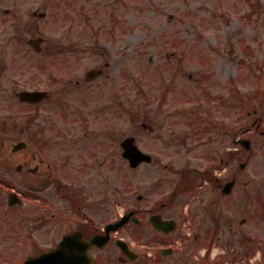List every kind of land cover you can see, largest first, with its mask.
<instances>
[{"label": "rangeland", "instance_id": "374dc122", "mask_svg": "<svg viewBox=\"0 0 264 264\" xmlns=\"http://www.w3.org/2000/svg\"><path fill=\"white\" fill-rule=\"evenodd\" d=\"M12 6L19 11L20 25L17 20L10 24L2 20L1 41L13 42L16 37L21 58L31 53L33 58L41 59L29 50L27 41L34 35L44 37L45 50L50 52L52 47L53 51L41 55V61H45L49 69L62 70L54 71L63 73L55 87L67 89L69 106H77L80 92L84 97L88 94L86 91L92 89L95 93L91 95L98 93L96 87L88 90L73 87L77 81L84 82L89 72L102 69L104 78H109L98 81L101 87L105 86L101 100L93 106L115 105L117 138L139 130L135 123H147L154 128V135L142 133L138 142L154 154V160L161 167L154 163L132 172L121 159V139L117 140L114 159L117 192L125 189L126 178L132 176V184L128 185L135 201L134 193L144 192L142 179L147 178L148 184L158 178L169 183L176 180L174 175L163 171V166L170 171L186 164L192 169L209 166L206 146L191 155L178 154L176 147L178 140L191 139L195 144L198 139H206V135L188 125L211 122L228 128L229 149L233 148L236 132L238 137L252 142V158L244 171V181L249 186L239 192L264 200V136L261 135L264 131V0H78L73 8L66 0H6L0 1L1 15L5 16V9ZM35 11L38 16L46 14V17L33 18ZM71 17L77 18L72 21L68 19ZM88 19L92 21L90 26ZM82 30H85L84 39L79 37ZM94 32L100 37L93 39ZM57 54L59 58L50 59V55ZM35 74L37 86H45L41 83L44 80L55 82L49 76L51 72L41 66L36 68ZM209 111L212 112L208 114ZM259 119L261 128L256 131L252 125ZM26 124L22 119L20 127ZM249 129L252 133L246 132ZM15 135L20 136L17 132ZM249 154L244 150L245 159ZM18 159H13L16 164L21 162ZM235 167L236 164L229 169ZM173 187L164 185L160 190L165 189L163 194H169ZM104 194L97 191L95 201ZM111 194L109 191L105 195L109 203L113 200L107 207L100 205L94 210L101 226L112 216L111 212L109 218L103 217L107 209L120 212ZM201 194L205 196L204 191L197 196ZM148 195V201L155 197L153 193ZM116 198L117 207H122L119 193ZM190 200V193L180 198V202ZM231 200H228L227 216L234 228L228 231L222 248L241 250L242 235L249 243L251 237H260L264 245V226L256 223L258 206L245 203L243 208L236 209ZM15 212L6 203L0 207V264H21L37 248L45 249L53 244V236L46 240L43 228L31 222L27 210L23 211L25 219ZM243 219L246 221L241 224ZM59 220H54L53 224ZM73 227L71 220L66 230ZM131 230L126 231V237ZM98 253H101V264H108L110 249Z\"/></svg>", "mask_w": 264, "mask_h": 264}, {"label": "flooded vegetation", "instance_id": "af4514ba", "mask_svg": "<svg viewBox=\"0 0 264 264\" xmlns=\"http://www.w3.org/2000/svg\"><path fill=\"white\" fill-rule=\"evenodd\" d=\"M13 7L4 11L6 16H15ZM34 64L33 59L21 62L20 48L15 41L4 42L0 38V207H3L4 199L6 202L5 195L13 191L12 199L16 203L13 209H28L31 222L41 224L44 235L58 230L60 238L75 231L81 233L85 240L103 235L106 226L134 213L118 232L112 233L110 243L102 249H110L107 257L111 264H264V245L261 242L254 241L252 249L213 250L215 245L223 247L228 231L233 229L227 216L230 198L233 201L239 197L236 208L244 198L253 199V202L245 203L257 205L258 220L264 218V202L256 201L258 197L237 192L244 186V173L229 169L244 159L242 137L236 133L232 142L234 148L229 149V131L224 124L188 125L207 138L198 139L195 144L191 139L178 140V154L191 155L206 146L205 154L210 165L192 169L186 164L175 170L173 174L177 181L169 194H163L164 189L160 190L163 181L157 179L148 184L145 178L141 184L144 192L135 194L133 201L132 188L126 184L125 189L119 192L122 213L118 216L115 210L107 209L103 217L109 218L111 212L112 216L101 226L94 210L100 205L107 207L113 201L109 203L105 196L109 191H112L118 208L114 173L117 152L115 106H93L94 98L102 92L97 80L104 77L103 72L99 70L93 74V79L87 76L83 83H76L75 89L96 87L98 92L91 95L95 93L94 89L89 90L85 97L80 92L77 106L68 105L67 89L60 90L52 85L51 94L46 98L22 104L28 109L22 113L26 108L19 105L16 94L26 89H37L34 75L32 78L26 76ZM108 78L106 76L105 80ZM6 96L11 98L8 101L13 105L5 106ZM22 119H28V128L20 127ZM145 125L142 124L141 130L131 135L135 138L141 133L154 135V128ZM23 131L29 135V141L25 150L17 152L21 142L15 134L22 136ZM27 149L26 154L24 151ZM16 157L21 161L17 166L13 160ZM230 182H233L231 189ZM99 190L106 194L95 201L94 194ZM182 190L191 191L192 200L180 202L184 195ZM203 191L205 196H197ZM150 193L155 196L152 201H148ZM56 219L60 220L53 224ZM71 220L74 227L66 230ZM151 220L161 223L162 230L154 227ZM129 229H132L131 233L126 237ZM119 238L129 244L126 254L117 245ZM239 243L244 246L248 242L240 236ZM97 250H93L94 254ZM257 254L259 262L252 263L249 258ZM99 257L98 253L97 262Z\"/></svg>", "mask_w": 264, "mask_h": 264}, {"label": "water", "instance_id": "95a60500", "mask_svg": "<svg viewBox=\"0 0 264 264\" xmlns=\"http://www.w3.org/2000/svg\"><path fill=\"white\" fill-rule=\"evenodd\" d=\"M126 152L124 154L125 158L130 160V163L133 167L137 166L143 161L151 162L150 157L145 156L142 154L136 146H132L131 142H127ZM248 144V142H246ZM116 230V226L112 225L109 229ZM71 240H75L76 238L67 239L56 251H53L52 254L43 256L39 259H36L35 262L27 264H50V260L54 257H59L62 264H94V260H91V257L88 255L87 251L81 249V251H76L71 254V256L67 255L66 247L71 243ZM104 238H98L94 241L88 243V246H92L94 244H98V242H105ZM75 244V243H74ZM54 254V255H53ZM32 262V261H31Z\"/></svg>", "mask_w": 264, "mask_h": 264}]
</instances>
